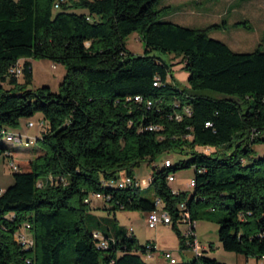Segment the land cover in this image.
<instances>
[{"label":"trees","instance_id":"1","mask_svg":"<svg viewBox=\"0 0 264 264\" xmlns=\"http://www.w3.org/2000/svg\"><path fill=\"white\" fill-rule=\"evenodd\" d=\"M55 1L0 0V139L21 143L8 129L36 112L42 126L48 123L33 157L12 156L16 149L0 144V153L16 165L0 194V264H153L144 258L151 242L139 243L114 216L101 225L88 214L97 192L113 213L145 214L160 198L180 249L187 246L176 227L179 218L189 225L200 214L213 218L224 250L260 260L264 154L255 157L252 144L264 143V38L253 51H233L209 34L224 21L196 28L164 20L165 8L155 9L160 0H64L54 9ZM232 26L250 29L247 21ZM132 32L144 43L142 54L125 47ZM153 51L181 57L188 90L178 87L170 66ZM37 58L65 66L56 91L27 88ZM17 62L21 75L9 72ZM135 96L152 106L126 101ZM151 124L159 129H148ZM169 152L185 158L154 164L141 189L134 168ZM190 167L194 186L172 193L168 175ZM120 171L136 182L118 189ZM25 222L31 248L13 238ZM159 264L225 263L198 254Z\"/></svg>","mask_w":264,"mask_h":264},{"label":"rangeland","instance_id":"2","mask_svg":"<svg viewBox=\"0 0 264 264\" xmlns=\"http://www.w3.org/2000/svg\"><path fill=\"white\" fill-rule=\"evenodd\" d=\"M168 7V8H167ZM163 9V19L175 22L177 24L205 28L214 23L225 22V26L221 29H215L210 31V36L215 39H222L232 49L237 51H243L247 49L242 48V45H248L252 47H258L259 37L264 29V0H160L156 5L155 9ZM260 13L262 18L261 25L253 20L256 15L253 13ZM252 17V21H249ZM259 17V16H258ZM246 20L247 24L252 27V30H244L232 26V24L239 22V20ZM125 47L134 54H142L144 50V43L140 39L136 32H132L127 35L124 39ZM264 50V44L260 46ZM248 48L247 51H252ZM152 54L158 56L165 63L170 66V75L176 82L180 89L188 90L187 77L188 72L184 69V62L181 57L174 55L173 53H163L153 51ZM32 80L27 86L29 89H34L42 85H47L51 91H56L59 83L61 82L66 68L61 63H54L46 58L32 59ZM55 68H52V65ZM171 78H169L170 80ZM19 80H22L19 78ZM5 88L8 84H5ZM43 119L41 113H34L30 117H23L20 119L19 127L21 131H25L26 135L15 134V136L22 137L21 143L14 140L8 141L3 136L0 139V144L13 145L17 151L22 153H34L36 149L41 147L36 143V138L41 134V131L47 127L48 123L44 120L43 126L40 125V121ZM32 122L33 125L28 127L27 123ZM252 148L255 149L253 154L255 157L262 156L264 154V143H254ZM205 152L218 150L216 148H202ZM28 158V157H18ZM185 158L177 153L169 152L159 156L155 161L151 163L142 162L136 168H134V178L137 180L138 185L141 189L148 187L150 177L152 175V168L154 164H160L162 160L170 159L172 163H176L179 159ZM11 168L9 167L8 160L2 164L0 161V185L1 187H7L12 183ZM119 179L123 178V172L118 173ZM194 175V168H184L177 170L173 173L175 178L174 181L170 182L172 188H179L182 191H188L187 184ZM38 186L41 187L44 182L38 181ZM3 189V188H0ZM150 191H144V193ZM106 207V208H104ZM110 206L104 203L102 200L93 199L90 204L88 214L94 216V220L101 225H106L110 222V219L115 217L119 226L124 229L129 228L132 230V234L137 238L139 243L155 242L160 252L169 250L178 261L190 260L195 256L193 250L180 249L179 238L176 235L175 230L172 226L159 224L155 228H149L145 223V214L141 211H130L117 209L114 213L109 210ZM181 209V208H180ZM211 217H213L211 215ZM181 221V220H180ZM91 223V221H90ZM194 233L199 244V254H204L208 257L216 258L225 264H262L259 259L254 256L245 257L242 254L226 251L222 248L217 235L218 224L213 218L200 214L196 222L193 224ZM177 229L182 232L188 231V224L176 223ZM204 246V249H203ZM161 258H150V263L156 264L157 260ZM162 260V259H161Z\"/></svg>","mask_w":264,"mask_h":264},{"label":"built area","instance_id":"3","mask_svg":"<svg viewBox=\"0 0 264 264\" xmlns=\"http://www.w3.org/2000/svg\"><path fill=\"white\" fill-rule=\"evenodd\" d=\"M63 1L64 0H56L54 5H53V8L58 9L60 3ZM52 68H55L54 64L52 65ZM9 72L16 74V75H21L22 70H21L20 62H17L15 65H13L9 69ZM158 83H159V80L157 78L154 82V85L156 86ZM126 101H132L134 103L140 104L144 100L142 98L134 97L131 100H126ZM144 102L146 103L147 106H152V104H153L152 100H145ZM187 107H189V106H187ZM171 117L174 118L176 121H181V118H180V116L177 115V113H173ZM27 125L32 126L33 123L29 122V123H27ZM40 125H42V120L40 121ZM210 125H211V123L209 121L205 122V126H210ZM148 129L157 130V129H159V127L157 125L151 124L148 126ZM9 133H11V132H9ZM7 160H8L9 167L11 169H15L16 165L14 164L13 160H11L9 158ZM169 163H170V161L168 159H165L163 161L164 165L169 164ZM174 180H175V178H174L173 174L168 175V177H167L168 183H170ZM135 182L136 181L134 178H131L129 176H124L123 178L118 179L116 184L130 185V184L135 183ZM38 183H37V185H38ZM193 186H194V181H193V178H191L187 184V188L190 190ZM2 191H3V189H0V194L2 193ZM171 191H172V193H177L179 190L172 188ZM91 198L102 200V199H104V196L101 193L97 192V193L92 194L90 199ZM159 200H160V198H159ZM85 201H88V198L85 199ZM177 208H178V211L180 214V208H186L185 202L184 201L180 202L177 205ZM144 219H145L146 225L149 228H155L159 224H164V225L170 224V225H172V223H173L172 216L170 215L169 211L163 207L162 201H161V209H154L150 212L145 213ZM178 222L183 223V221H180V218L178 219ZM181 235L184 238V244L187 246V248L193 250L195 255H198L199 254V244H198V241L196 239L195 233L194 234H187L183 230L181 232ZM263 235H264V233H263ZM13 238L18 244H20L24 248H31L33 246V239H32V236L30 234V226L27 222L21 224V226L15 231ZM155 252H160V251L158 250L156 243L151 242L146 247V253L144 254V258L148 259V260L150 258H154ZM160 254L163 256V258L166 261H168L170 263H175L177 261V259L173 256L172 252L169 250L162 251V252H160ZM260 261L262 262V264H264V256H262L260 258Z\"/></svg>","mask_w":264,"mask_h":264},{"label":"crops","instance_id":"4","mask_svg":"<svg viewBox=\"0 0 264 264\" xmlns=\"http://www.w3.org/2000/svg\"><path fill=\"white\" fill-rule=\"evenodd\" d=\"M253 15H256V17H254L253 18V20H255V21H257L258 23H259V26L261 25V22H262V18H261V16H260V13H257V12H255V13H253ZM259 16V17H258ZM248 20L249 21H252V17L249 19L248 18ZM239 21H246L245 19L244 20H239ZM238 28V27H237ZM239 28H242V27H239ZM238 28V29H239ZM242 29H244V30H247V29H245V28H242ZM249 31H251L252 30V27H251V29H248ZM215 38V37H214ZM264 38V29H263V31L261 32V35H260V37H259V43H261V41H262V39ZM218 40H220V41H222V42H224V43H226L225 41H223L222 39H218ZM258 43V44H259ZM227 44V43H226ZM228 45V44H227ZM228 47L231 49V50H233V51H237V50H235V49H232V47L231 46H229L228 45ZM242 48H246L247 47V49L248 48H253V49H249V50H254L255 48H257V46L255 47V44L254 45H252V47H248V45H242L241 46ZM247 49L246 50H244L243 49V51H237V52H249V51H247ZM31 67H32V63H31ZM28 127H30V126H28ZM9 130V132H11L10 134H13V135H15V134H23V135H26V132L25 131H21L20 129H18V128H15V129H11V128H9L8 129ZM15 133V134H14ZM7 145H9L11 148H13L14 149V146L13 145H10V144H7ZM34 153H22V152H20V151H17V150H15V151H13V152H10V154L12 155V156H15V157H33V156H35V155H37V154H39V150L37 149V150H35V151H33ZM5 159H7L6 157H4L1 153H0V161H2V164H3V162L5 161ZM12 177V176H11ZM12 180V179H11ZM10 182H12V181H10ZM9 184H11V183H9ZM9 186V185H8ZM169 186H171V183H169ZM172 187V186H171ZM0 188H3V189H5L6 187H1V185H0ZM173 189H178V190H180L179 188H173ZM196 222V221H195ZM193 232H194V230H193ZM203 249H204V246H203ZM154 256H155V258H161L160 260H157V264H159V263H165V259L163 258V256L160 254V252H155L154 253ZM178 261V260H177ZM179 262V261H178Z\"/></svg>","mask_w":264,"mask_h":264},{"label":"bare ground","instance_id":"5","mask_svg":"<svg viewBox=\"0 0 264 264\" xmlns=\"http://www.w3.org/2000/svg\"><path fill=\"white\" fill-rule=\"evenodd\" d=\"M135 97H137V96H135ZM184 111H185V113H187L189 115V109L188 108H185ZM168 165H170V163L169 164H165V166H168ZM117 186H118V189H119V188L124 187L125 185H123V184H117ZM154 206H155V209H161V201L158 198L155 199ZM181 209H183V208H181ZM187 219H184L183 218L182 220L184 222H186ZM193 224H194V222L191 225L188 224L189 228H188V231L186 232L187 234H194V232H193V228H194Z\"/></svg>","mask_w":264,"mask_h":264}]
</instances>
